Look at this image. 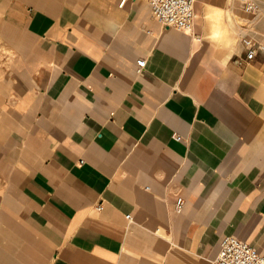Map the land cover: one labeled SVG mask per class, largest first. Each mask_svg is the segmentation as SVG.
<instances>
[{
  "label": "crops",
  "instance_id": "obj_1",
  "mask_svg": "<svg viewBox=\"0 0 264 264\" xmlns=\"http://www.w3.org/2000/svg\"><path fill=\"white\" fill-rule=\"evenodd\" d=\"M233 1L196 41L149 0H0V264L264 251V55L206 18Z\"/></svg>",
  "mask_w": 264,
  "mask_h": 264
},
{
  "label": "built area",
  "instance_id": "obj_2",
  "mask_svg": "<svg viewBox=\"0 0 264 264\" xmlns=\"http://www.w3.org/2000/svg\"><path fill=\"white\" fill-rule=\"evenodd\" d=\"M125 1V0H123ZM246 10L256 7L255 0H241ZM153 16L163 26L173 27L196 37V0H149ZM243 44L246 49L245 58L250 61L260 53L264 55V41L254 37H244ZM138 73L145 69L147 60L140 58ZM178 140L181 135L176 136ZM183 199H177L176 208L181 210ZM215 264H264V251H260L248 241L234 234L225 235L220 241V249Z\"/></svg>",
  "mask_w": 264,
  "mask_h": 264
},
{
  "label": "rangeland",
  "instance_id": "obj_3",
  "mask_svg": "<svg viewBox=\"0 0 264 264\" xmlns=\"http://www.w3.org/2000/svg\"><path fill=\"white\" fill-rule=\"evenodd\" d=\"M234 1H233L231 6L238 7L242 10H241V15H239L236 12V10L234 12L232 11L234 9V7L232 8V10H228L229 12L227 11V13H228L227 16L228 15L231 16L232 22H229V21L226 22L227 16L224 12L222 13L221 5H216V7L219 11L218 18H220V20H221V17H222L221 21H223V23L225 25V32L226 33L235 32L239 28H241L243 30V34H241V37L240 36L237 37L238 38L237 39V41H238L237 42V49H239L240 46L241 47L244 46L243 41H242L244 37H254V38H257L259 40L264 41V0H255L256 7L252 10H246L243 2L241 0H234ZM205 6H207V5H205ZM198 13L199 12L197 11V14ZM223 30H224V28H223V26H221L219 34L217 35L216 38L213 37L210 33H209V37L212 40H217L220 37V35L222 34ZM241 49H243V52H242V50H241V52H240V50H237V51H239L240 54L244 55L246 53V49H245V47H243ZM230 55L231 54H229V56H227V58H229Z\"/></svg>",
  "mask_w": 264,
  "mask_h": 264
},
{
  "label": "bare ground",
  "instance_id": "obj_4",
  "mask_svg": "<svg viewBox=\"0 0 264 264\" xmlns=\"http://www.w3.org/2000/svg\"><path fill=\"white\" fill-rule=\"evenodd\" d=\"M197 0H196V11H197ZM207 6L206 7V18L208 19V21L210 22V25H209V28H210V34L213 36V37H217V35L219 34V31L221 29V24H222V21L220 20V18H218V9L216 7V5L214 6L212 3H206ZM236 12L241 15V10L240 8L236 7L235 8ZM229 12V11H228ZM198 16H199V13H198ZM205 16V13L204 15ZM205 18V17H204ZM228 20L229 22H232V18L230 15H228ZM207 21V22H208ZM208 22V23H209ZM204 24V22H203ZM200 26V25H199ZM208 26V25H207ZM204 31V30H203ZM196 39V41H198V36L196 37H193ZM229 56V55H228Z\"/></svg>",
  "mask_w": 264,
  "mask_h": 264
}]
</instances>
